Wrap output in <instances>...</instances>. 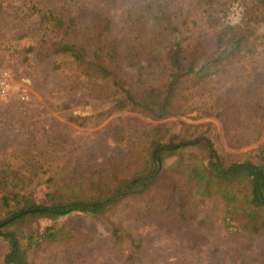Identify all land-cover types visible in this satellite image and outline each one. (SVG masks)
I'll list each match as a JSON object with an SVG mask.
<instances>
[{"label":"trees","instance_id":"trees-1","mask_svg":"<svg viewBox=\"0 0 264 264\" xmlns=\"http://www.w3.org/2000/svg\"><path fill=\"white\" fill-rule=\"evenodd\" d=\"M132 1L136 17L131 47L155 64L158 74L157 81L141 91L122 75L109 51L111 19L73 10L66 0H56L49 9L32 5L25 18L33 21L37 33H43L41 48L52 58V70L71 65V70L89 84V103L99 109L95 118L102 121L116 113L134 111L162 122L174 115L181 103L196 101L204 111L217 112L226 128L237 113L264 121V79H257V75H248L214 93L206 90L213 79L262 55L261 43H245L250 28L245 19L235 26L224 22L230 9L228 0H206L204 27L199 30L193 23L192 33L182 31L176 22L177 6L183 0ZM252 9L264 12V0H252ZM31 50L35 47L27 52ZM214 131L206 123H164L141 131L134 145L139 162H146L149 169L144 173L137 169L128 176L107 165L69 182L60 174L64 167L44 164L41 159L0 162V239L7 247L3 264H31L21 254L23 242L35 250L59 240L54 226L42 232H23L26 222L57 221L74 213L103 216L121 203L135 202V211L146 209L150 216L182 226L194 239L201 236L191 226L196 220V201H216L220 203L222 226L230 235L236 229L261 233L264 144L232 156L220 151ZM237 136L242 138L239 148L256 141ZM246 137L248 141L242 144ZM170 159L175 161L170 163ZM43 187L46 191L40 200L38 192Z\"/></svg>","mask_w":264,"mask_h":264},{"label":"rangeland","instance_id":"rangeland-1","mask_svg":"<svg viewBox=\"0 0 264 264\" xmlns=\"http://www.w3.org/2000/svg\"><path fill=\"white\" fill-rule=\"evenodd\" d=\"M228 1L230 9L224 22L235 26L245 19L250 24L245 43H261L262 55L210 81L208 93L248 75L264 79V12L253 10L252 0ZM183 2L177 6L176 22L181 30L192 33L193 23L202 30L206 0ZM66 3L85 15L112 20L109 51L122 75L138 91L157 81L156 65L131 47L136 17L132 0H66ZM32 5L49 9L56 5V0H0V71L6 72L12 82L9 97L0 105V162L41 159L44 164L64 167L60 174L69 182L107 165L124 176L137 169L144 173L149 166L139 162L134 142L141 131L164 123L209 124L215 129L213 136L218 135L220 151L232 156L264 144V121L251 114L237 113L233 124L226 128L217 112L204 111L203 105L196 101L181 103L175 114L162 122L134 111L116 113L99 121L94 117L99 109L88 100L89 84L71 70V65L52 70L53 60L46 56V48H41L43 33H37L33 21L25 19L31 14ZM31 47L35 50L28 53ZM238 134L256 141L239 148L238 140L242 138ZM174 161L170 159V163ZM45 191V187L39 190L40 200ZM135 204L121 203L97 217L74 213L57 221H28L22 225L23 232L34 229L42 232L54 226L59 240L43 243L35 250L23 242V259L31 264H264V231L252 234L236 229L230 230L235 233L230 235L222 226L219 202L196 201V220L191 226L201 236L194 239L182 226L150 216L146 209L135 211ZM6 252V243L0 239V264Z\"/></svg>","mask_w":264,"mask_h":264},{"label":"built area","instance_id":"built-area-1","mask_svg":"<svg viewBox=\"0 0 264 264\" xmlns=\"http://www.w3.org/2000/svg\"><path fill=\"white\" fill-rule=\"evenodd\" d=\"M12 82L6 72L0 71V105L9 97Z\"/></svg>","mask_w":264,"mask_h":264}]
</instances>
